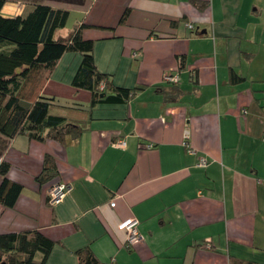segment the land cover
<instances>
[{"label": "crops", "instance_id": "1", "mask_svg": "<svg viewBox=\"0 0 264 264\" xmlns=\"http://www.w3.org/2000/svg\"><path fill=\"white\" fill-rule=\"evenodd\" d=\"M69 6L89 26L96 69L142 90L94 107L76 140L7 142L6 176L22 191L0 205V234L39 231L54 242L44 264H81L83 249L102 264H264V0ZM80 60L65 54L42 94L86 109L89 93L70 87ZM166 72L178 82H163ZM46 155L57 176L39 184ZM57 183L71 190L50 205ZM129 218L143 240L131 249L117 228Z\"/></svg>", "mask_w": 264, "mask_h": 264}, {"label": "trees", "instance_id": "2", "mask_svg": "<svg viewBox=\"0 0 264 264\" xmlns=\"http://www.w3.org/2000/svg\"><path fill=\"white\" fill-rule=\"evenodd\" d=\"M49 1L84 6L93 0ZM8 2L0 0V205L12 208L22 186L6 176L9 165L3 153L9 140L18 135L61 144L76 140L88 128L94 107L126 103L142 88L117 87L110 75L96 69L94 43L82 37V31L89 27L84 22L75 23L66 39L56 37L66 24L68 9L32 3L20 15L5 17L1 11ZM128 13L126 8L119 23L125 22ZM69 53L81 57L70 87L89 93L86 109L57 105L55 98L42 94L60 60ZM56 176L54 159L46 155L36 181L42 184ZM53 246V241L35 230L0 234V264H44ZM76 254L81 264H102L88 249Z\"/></svg>", "mask_w": 264, "mask_h": 264}, {"label": "built area", "instance_id": "3", "mask_svg": "<svg viewBox=\"0 0 264 264\" xmlns=\"http://www.w3.org/2000/svg\"><path fill=\"white\" fill-rule=\"evenodd\" d=\"M188 29H192V26L187 24ZM163 82L169 84H176L178 82V74L173 72H166L162 76ZM188 134L185 132L183 145L187 146ZM115 146L123 147L124 142L118 141L114 143ZM200 165H205L203 160H200ZM71 190V187L68 184L57 183L54 184L48 191L47 201L50 205L57 204L60 202ZM110 207L113 208L115 206V200H111ZM138 222L134 218H129L127 220L122 221L118 226V230L125 232V247L128 249L133 248L135 245L141 243L142 236L137 231Z\"/></svg>", "mask_w": 264, "mask_h": 264}, {"label": "rangeland", "instance_id": "4", "mask_svg": "<svg viewBox=\"0 0 264 264\" xmlns=\"http://www.w3.org/2000/svg\"><path fill=\"white\" fill-rule=\"evenodd\" d=\"M8 1L9 2L6 4L7 8H9V6H11V4H14L17 7V9H20L22 11L28 9L32 3L43 4V5H47L50 7L64 8V9H68V10L70 9L68 19L66 21L64 28L62 29L63 31H61V33L56 34V36L58 37V35H59V37H61V39H66L68 37V35L72 31L74 24L81 17V15L79 14V11L74 10L69 5L57 4V3L53 2V1H49V0H8ZM7 8H6V10H7ZM15 12H17V11L15 10ZM2 141H3V139L0 137V146L2 145Z\"/></svg>", "mask_w": 264, "mask_h": 264}]
</instances>
